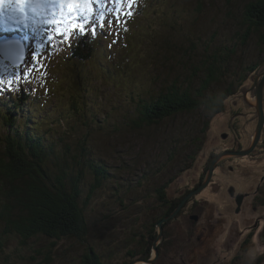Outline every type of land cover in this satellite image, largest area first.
Masks as SVG:
<instances>
[{"label":"rangeland","instance_id":"374dc122","mask_svg":"<svg viewBox=\"0 0 264 264\" xmlns=\"http://www.w3.org/2000/svg\"><path fill=\"white\" fill-rule=\"evenodd\" d=\"M57 2L59 7L41 8L38 10L39 14L29 13L26 30L35 36L31 41L25 40L29 47H27L25 62L12 67L0 58V75L3 76L5 85L9 79L15 80L16 76L22 75L25 68L31 69V75L27 79H20L14 89L4 90L7 94L12 92L10 94L12 99L20 96L23 105L21 113L16 114L14 110L12 111L13 107L9 100V106L5 110H0V139H5L4 135L10 131H17L28 135L30 142L33 140V145L36 143L43 148L46 153L45 158L56 148H59L58 152L62 153L63 143L61 145L57 142L59 140H63L64 143L70 142L76 134H80L77 131V128L81 129V125H78L80 117L71 112L70 103L74 96L84 93L85 100L93 106L91 113H94L93 116L102 123V130H104L102 131L99 127L98 131L94 132L97 137L92 149L95 152L93 156L101 158V164L106 165L105 169L108 170V172L101 170L99 179L102 180L106 175L101 182L108 183L103 187L104 191L99 190L95 193L90 208L86 210L90 216L85 222L88 234L84 235V238L64 239L62 237L50 246L49 239L40 237L30 240L27 246L21 247L19 239L11 237L3 243L1 257L7 259V264H84L82 259L86 251L93 246L97 251V257L104 259L105 264H131V260L134 262L132 264H151L149 261L154 259V256L150 260H142L136 258L135 254L144 246L146 248L149 243L154 242L148 239L147 233L140 232L141 222L149 219V216L157 217L163 212V209L161 212H156L150 207L155 202L175 200L181 201L183 206L188 202H183L185 190L194 192L200 188L206 179L205 174L210 167V161L214 160L222 149L237 145L243 150L249 147L251 139L255 138L257 115L253 78L264 70V45L262 41L260 42V38L264 35V24L249 25L243 22V29L241 28L243 6L249 0L237 4L234 10L237 20L233 22L231 17L226 16L228 10L225 7L228 5L225 0H209L213 4L211 3L212 6L207 11V0L203 2V10L197 8L195 0H134L133 5H136L137 11L130 10L131 16L136 13L135 22L131 23L128 16H122V20L126 19L125 23L118 25L113 23L111 26V34L115 32V36L121 35V45L104 37H89L84 48L88 59L82 61L79 58L69 57L72 46L77 48L76 39L79 35H72L67 40L55 35L54 29L71 31V24L66 19L63 24L50 23L52 20L59 21L62 17L68 16L66 0H57ZM111 6L108 5V7ZM97 13H95L96 16ZM106 18L115 20V16L108 13ZM254 18L261 19L260 16ZM7 25L13 27L11 24ZM181 25L185 31L189 30L187 37L191 40L188 41L186 38L181 40L188 41V48L192 43L199 44L193 40L192 35L199 34L200 26L205 29L202 31V39H208L204 45L216 42V46L226 44L232 47L234 45L236 50L239 48L240 35L252 29L250 34H254L253 36L249 34L250 38L246 44L248 56L244 58L237 53L236 60L232 64L235 73L232 77L234 81L232 93L226 95L219 108L211 109L205 102L207 100L205 92L209 93L208 98L218 97L224 95L227 85L224 82L211 83L204 88L198 105L192 107L190 112L171 114L162 120L164 122L154 126L143 125L135 129H131L130 126L125 132L111 134L115 124L119 128L120 123H130L136 118L133 116L137 114L135 103L139 98L141 101L157 102L161 96L160 93L164 91L162 90L164 85L166 88L174 85L176 91H179L178 86H186L183 79L174 77L175 67L170 69L171 62L174 61L173 57L176 55L171 54V47L174 48L175 41L173 36L178 34L181 36ZM190 25H193L194 29H189ZM34 27L38 29L34 30ZM107 28L110 27L107 26ZM127 31L129 34L126 41L124 36ZM48 35H54L51 44L47 40ZM18 39L19 37H15L13 42H18ZM62 42H64L63 45ZM201 51L198 47L194 49L197 55L203 54ZM34 54L37 55L36 62L33 61ZM254 63L260 66L256 71L251 72L249 65ZM182 69L181 66L179 71H184ZM193 70L194 66L193 68L188 66L185 71L186 76L189 77ZM165 75L166 79L163 81L162 76ZM197 85L202 86L199 79H197ZM29 94L36 97L35 105L30 111L27 109L31 99ZM0 99H2L1 91ZM39 105L43 109L36 111ZM12 115H14L15 124L13 130H10L6 120ZM23 116L29 118L24 119ZM205 119L208 120L207 129L205 133H201L199 127ZM45 136L49 139L47 140ZM42 138L46 140L42 141ZM260 138L263 141L255 146L258 149L250 156L235 157L230 162L226 161L229 157L224 158L223 166L213 170L214 174L207 182L211 184L199 189L196 194L193 193L194 195L188 198L197 202H209L201 205L207 207L205 214L210 217L218 216V212H222V216H229L225 219L224 225L218 224L216 229L214 226V232L218 234V238L220 237L219 240H215L214 250H218L219 245L227 243L225 239L230 240V244L235 241L236 235L233 231L230 233L231 225L236 226L235 231L241 232L242 239L245 236L243 234L248 233L247 227L258 220L255 235L252 237L250 235L252 247L247 248L248 253L244 259L243 252L240 250L237 264H245L244 260L246 264H264V245L259 242L264 230V205H256L257 210H253L255 202L264 204V192L258 194L253 200V192L260 184V178L264 176V146L259 148L261 143L264 145V129ZM100 141L101 146L97 147ZM105 141L113 143L111 151L115 150L117 153L121 151L122 154L115 155L104 148ZM4 145L5 142H0L1 157L4 155ZM179 146L180 148H177ZM173 148L177 150L171 157L170 151ZM239 148L236 147L235 150L238 151ZM194 150L198 152L193 153ZM75 153L73 152V155ZM189 153L196 159L186 168L181 163L189 161L185 159ZM64 154L66 153L63 152ZM131 154L135 157H131ZM53 163L52 157H47L43 161L49 170L53 168ZM229 164L232 165L233 171H228ZM49 173L53 172L50 170ZM115 179H119L125 186L122 189L126 191L123 192L126 196L113 186L112 181ZM171 179L173 180L168 187L166 182ZM165 184L167 186H165L164 199H160L155 194L156 189ZM232 187L235 188V192L231 190ZM2 188L8 189V186L0 180V207L7 200L11 201L14 198V194L10 191H6L4 195ZM230 191L231 194L237 193L235 199L229 196ZM145 193H147L146 196ZM245 193H250V196L245 200L241 213L237 215L233 212L236 207V198L243 199ZM120 197L121 200L117 199ZM228 205L231 208L227 209ZM236 216H238L237 222L231 223ZM138 235L142 236L141 239ZM221 237L224 238L223 241ZM163 246L166 250H160L159 257L162 264H192L194 255L197 258L201 257L192 250L176 254L172 252L171 247L166 244ZM14 249L16 252H13ZM233 253V251H230V254L213 251L212 254L210 249L209 254H204L202 259L205 260V264H213V261L219 258L220 264H224L225 260H230ZM164 254L173 255V257L168 261ZM231 262L233 264V261ZM157 263L158 260L153 264ZM199 263V260L195 262V264ZM0 264L6 263L0 260Z\"/></svg>","mask_w":264,"mask_h":264},{"label":"trees","instance_id":"16d2710c","mask_svg":"<svg viewBox=\"0 0 264 264\" xmlns=\"http://www.w3.org/2000/svg\"><path fill=\"white\" fill-rule=\"evenodd\" d=\"M207 1L206 11L212 6L211 3L213 4V2L210 3L209 0ZM243 1L244 0H225V3L228 5V7H225V9L228 10L226 16L232 18L231 22L237 20L234 10L237 4ZM203 2L204 0H195L198 9L203 10ZM243 7L244 9L240 21L242 29L243 22L249 25L253 23L264 24V0H249ZM136 8L135 5L133 9ZM135 15L136 13L130 18L132 19V23L135 22ZM255 16H260L261 19L256 20L254 18ZM190 28L194 29L193 25H190L189 29ZM203 30H205L204 27L200 26L198 29L199 34L195 33L197 36L192 35L193 40L199 42V44L196 45L192 43L189 48L187 43L191 40H188L187 37L189 35V30L185 31L181 25V36L179 34L178 36H173L175 41L173 43L174 48L171 47V54L172 56L174 53L176 55L173 57L174 61L173 63L171 62L170 69L172 70L175 67L176 73L174 77L183 79L186 86H178L179 91H176L174 90V85L168 86L167 88L164 85L162 88L164 91L160 93L161 96H159L157 102H147L143 100L140 103L139 101L141 98H139L138 103H135L137 117L133 119L124 130H119L117 128L112 130L111 134L115 135L125 132L129 130L130 126L131 129L139 128L143 125L154 126L164 122L162 120L168 118L171 114L190 112L192 107L198 105L199 98L204 88L211 83H227L224 95L218 97L211 96L208 98L209 93L205 92L204 94L206 96L205 99H207L205 102L211 109H217L221 106L226 95L232 93L233 90L234 81L232 77L235 73L232 64L236 60L235 56L237 53H240L244 58L248 56L249 53L248 50H246V44H248L247 40L250 38V35L253 36L254 33L250 34L252 29L246 32L244 31L238 38L240 42L239 48L236 50V46L234 45L232 47L226 44L216 46L214 40V44L204 45L208 39H202ZM98 33V37L102 38L103 35L101 32L98 31ZM128 34L129 31H127L124 36V39L126 37V41ZM262 37L263 38H260V42L262 41V45H264V35ZM87 38H89V35H80V39L76 41L77 48L72 46V58H79L82 61L88 59V55L84 52ZM185 38L188 41L182 42L181 40ZM121 40L120 37V41ZM112 41H115V39ZM63 43L64 42H62V45ZM229 45H231V43ZM196 47H198L199 50L201 49L203 54H195L196 52H194V49ZM181 66L184 71H179ZM188 66H192V68L194 66V70L189 77L186 76L185 72ZM259 66L260 64L256 63L250 64L249 70L251 72L256 71ZM170 74L172 75L171 72ZM185 76L186 79H184ZM165 79L166 75L164 77L162 76V80L165 81ZM197 79L202 82V86L197 85ZM35 102L36 101L33 99L29 100L27 104L28 111L35 105ZM14 105L16 107L13 108L12 111L14 110L16 114L21 113L23 104L20 96L14 101ZM1 109L5 110V108H1L0 106V110ZM42 109L43 108L39 105L36 111H41ZM92 109L93 106L85 100L84 93L72 98L70 110L73 114L76 113L75 115L80 117L78 125H81V132H79L80 134L76 139L74 138L70 142L64 143L63 140L57 142L58 144L63 143V145L61 144L62 153L58 152L59 148H56L48 153V156L46 155L47 157H52L54 160L53 168L50 169L53 172L52 174L49 173V168H46L47 166L43 164V161L47 158L44 156L46 154L44 153V149L36 143L33 145V140L30 142L28 135L17 131H11L15 137H11L9 132L7 139H0V142H5L4 155L3 157L0 156V180L8 186V189L2 188V193L6 195V191H10L14 194L13 201L7 200V202L0 207V220L2 224V228L0 229V252H3V243L11 237L18 238L21 242V247L27 246L30 240L40 237L49 239L51 241L50 246H53L56 242L61 240L62 237H64V239L81 237L82 239L85 237L84 235L88 234V227L86 228L85 222H87V218L90 214L86 213V210L90 208L95 193L99 190L104 191L105 189H103V187L108 183L101 182L106 175L102 180L99 179L101 170L103 172H108V170L105 169L106 165L104 166V164H101V158H99L100 160L98 161V158L93 156L95 152L92 149V144L96 142L94 138V129L99 127L102 129V123L93 116L94 113H91ZM13 116L14 115L9 116L6 120V125L10 130H13L15 124V118H13ZM27 118L29 117H24V119ZM206 124H208L207 119H205L202 126L199 127L201 133H205L207 129ZM45 137L47 140L49 139L47 136ZM43 140L46 139L42 138V141ZM96 146L100 147L101 141L98 142ZM104 148L115 155L121 153V151H119L120 153H117L115 150L114 152L111 151L113 150V143L108 141H105ZM177 148H180V146ZM176 150V148H173V150L170 151L171 157L176 154ZM63 152L66 154L63 155ZM73 152H76L75 155H73ZM195 152H198V150L193 151V153ZM126 153L128 154V152ZM190 153L188 157H185V159H189V161L181 163V165H184L186 168L196 159L191 157ZM195 155L196 154H194V156ZM130 156L135 157L134 154ZM212 161L213 160L210 161V164ZM128 166H130V164H128ZM144 176L147 178L146 175ZM172 180L173 179L166 182L168 187ZM112 183L115 189L120 190L121 193L126 192L122 189V187L125 186L119 179L113 180ZM166 184L156 189L155 194L160 199H164ZM206 187H208V185ZM124 193L123 196H126ZM191 193V191L186 192V194L183 195V200ZM144 195L146 196L147 193ZM117 199L121 200L122 198L120 197ZM191 200L193 199L190 198L186 201ZM174 203L181 204L182 202L175 200ZM176 209L168 213L165 219ZM165 214V210H163L159 215L162 217ZM154 219L155 217L149 216V219L147 218L146 221L141 222L140 232L150 235L151 230L154 229ZM140 232L138 231V234H140ZM138 237L141 239L142 236L138 235ZM91 248H89V251H86L82 262H84V264H105L103 262L104 259L97 257V251L93 246H91ZM13 252H16V249H14ZM0 260H3L6 264L8 263L6 258L1 257V253Z\"/></svg>","mask_w":264,"mask_h":264},{"label":"flooded vegetation","instance_id":"af4514ba","mask_svg":"<svg viewBox=\"0 0 264 264\" xmlns=\"http://www.w3.org/2000/svg\"><path fill=\"white\" fill-rule=\"evenodd\" d=\"M263 141V139L261 140ZM262 145L260 144L259 148ZM239 148V146H232L228 149H222L219 153L223 154L224 152L227 151H233V152H238L242 151V149L239 148L238 151L235 149ZM248 148V147H247ZM258 148H255L253 152H255ZM244 150V149H243ZM252 152V153H253ZM251 153V154H252ZM246 155L244 157L250 156ZM231 156V155H230ZM235 157L238 156H233L232 158L229 157L226 159V161L230 162L233 160ZM240 158V157H238ZM213 160V159H212ZM220 163L217 164L216 168L217 169L219 166H223L224 163V157L219 161ZM229 170L228 171H233L232 165L229 164ZM214 174V172H213ZM206 175V174H205ZM211 183H209L210 185ZM208 185V186H209ZM232 191L235 192V188H231ZM188 192L185 190L183 193L184 195ZM264 192V176L260 178V184L256 186V190L253 192L254 199L257 198L258 194ZM237 193L231 194V191L229 193V196L231 198L235 199V196ZM243 199H241L240 205L236 203V207H234L233 212L235 214H240L242 210V206L247 199V197L250 196V193H245L243 194ZM239 198V197H238ZM237 200V198H236ZM204 203H209V202H197L195 200H191L186 202L178 211L176 216H173L167 220H165V216L172 212L174 209L177 208L178 204H175L174 201H167V202H155L152 208V210L156 212H161L162 209L165 210V215L161 217V215H158L154 219V229L151 230L150 235H148V239L151 241H154L153 244L149 243L148 246L145 248H142V250L137 251L136 258L138 259H147L150 260L152 256H154V259L152 258L151 264L156 262L158 260L157 264H162L161 260L159 261L160 257V250H166L164 248V244H166L168 247H171L172 252L174 253H181L182 251H193L196 254H198L201 257H198L194 255V259L192 260L195 264V262L200 261L199 264H205V260L202 259V257L205 255L209 254V250L211 249L212 254L213 251L217 253L218 252H227L230 254V251H233V255L230 256V260H225L224 264H232L231 261H233V264H237L240 258V250L243 252L242 257L244 259L245 255L248 253L247 248L252 247V242H250V235L251 237L255 235V230L256 226L258 225V220L252 224V226L247 227L248 233H244L243 238L241 239V232L239 230L235 231L237 228L235 225H231L230 227V233L233 231V233L236 235L235 241H232L230 244V240L225 239L227 243H223L222 246L219 245L218 250H214L215 246V240H219L220 237L218 238V234L215 233L216 227L219 225H224L225 219H227L229 216H222V212H218V216L210 217L209 215L205 214V209L207 207H203L201 204ZM159 204V206L157 205ZM261 204L262 206L264 204L259 203V201L254 203L253 210H257V206ZM218 209L219 207H213ZM226 208H231L229 205L226 206ZM237 217L236 216L234 219L233 224L237 222ZM210 219V220H209ZM159 223H162L161 227L158 228ZM215 226V229H214ZM263 233V232H262ZM160 235V236H159ZM221 236V235H220ZM151 238V239H150ZM224 238L221 237V241H223ZM261 240L263 241V235L261 234ZM157 243V244H155ZM214 244V245H213ZM141 247H143V244L141 242ZM165 255V254H164ZM176 256V255H174ZM189 256H192V254H189ZM168 258V261H170V258L173 257L171 256H166ZM226 259V258H225ZM219 258L213 261V264H220ZM130 263H134L132 260ZM244 263L246 264L245 260Z\"/></svg>","mask_w":264,"mask_h":264},{"label":"snow or ice","instance_id":"6c2138e0","mask_svg":"<svg viewBox=\"0 0 264 264\" xmlns=\"http://www.w3.org/2000/svg\"><path fill=\"white\" fill-rule=\"evenodd\" d=\"M134 0H66L67 13L66 18L61 20L50 21L53 25L65 23V19L71 24V31L65 29L64 31H57L54 29L55 35L63 37L65 40L72 35H90L95 37L100 28L105 26L111 27L113 23H123L122 16H131V6ZM93 5L101 9L99 12L100 20H97ZM108 5H112L108 7ZM127 5L128 10L125 11ZM59 7L57 0H0V21L5 17L10 20H15L20 23H26L30 18L29 13L39 14L38 10L41 8ZM106 13L114 15L115 20L106 18ZM76 14V15H72ZM72 21H76L72 23ZM47 40L49 44L54 40V35H48ZM39 48L37 49V52ZM18 59L22 60V53ZM33 61H37V55H33ZM31 75V69L25 68L22 75L16 76L15 80L9 79L7 85L4 84V78L0 75V91L14 89L15 85L19 83L20 79H27Z\"/></svg>","mask_w":264,"mask_h":264},{"label":"bare ground","instance_id":"6f19581e","mask_svg":"<svg viewBox=\"0 0 264 264\" xmlns=\"http://www.w3.org/2000/svg\"><path fill=\"white\" fill-rule=\"evenodd\" d=\"M135 7V5H132L131 6V9H133ZM97 17H99V13H97ZM100 18V17H99ZM126 18V17H125ZM131 18V16L129 17V20H130V22L132 23V19H130ZM5 19V24L3 23V21H0L1 22V24H2V28H1V24H0V48H1V46H3V48H4V50L6 51L7 50V52H5V55L3 54V55H1V56H3V57H5V58H10V56L12 55V54H14V52L16 51V49L14 48V46H13V44H14V42H13V40L15 39V37H19V36H24V37H26L27 38V40L28 41H31L32 39H33V35H32V37H31V33H29L28 31H26V23H20V22H18V21H15V20H10V19H8L7 17H5L4 18ZM124 23L126 22V19L125 20H122ZM7 24H11L13 27H11L10 28V25H7ZM118 25V24H117ZM3 26L5 27V28H3ZM119 28V27H118ZM38 28L37 27H35V30H37ZM98 31H100L101 32V34L103 35V37L104 38H110L111 36H113L112 38L113 39H115V42L117 43V44H119V45H121V43H122V41H120V36H115V32L113 33V34H111L112 32V27H110V28H107V26H105V27H103V28H100ZM118 33V32H117ZM99 34V33H98ZM121 34V33H120ZM89 37L90 38H96V37H98V35H96L95 37H93V36H90L89 35ZM116 37H118V38H116ZM7 38H9V40H7ZM80 39V35H79V37H77V39H76V41H78ZM21 40L20 39H18V42H15V43H19ZM39 44H42V43H39ZM24 46L25 47H28V45L27 44H25L24 43ZM29 48V47H28ZM2 51V49H0V52ZM15 54H16V52H15ZM25 55H27V53H24ZM69 54V53H68ZM70 58H72V56H71V54H70V56H69ZM76 60V59H75ZM11 64H12V66L13 67H15L14 66V63L11 61ZM107 77V76H106ZM2 93H4L3 95H2ZM10 94H12V92H10V93H5L4 92V90H2L1 91V96H2V98H5V99H7L8 101H9V99H10V101H11V104L13 105V108H15L16 106L14 105V101L17 99V98H15V99H12V97L10 96ZM15 94L17 95V92H15ZM33 95V94H32ZM29 96H30V94H29ZM30 98L31 99H33V100H35L36 99V97H32V96H30ZM9 101V102H10ZM71 102H72V100H71ZM137 103H138V101H137ZM140 103H141V100H140ZM47 114H49V112H47ZM247 115V114H246ZM133 117H137V114L135 115L134 114V116ZM38 121H40V120H38ZM49 125V124H48ZM127 125H129V122L128 123H126V122H123V123H120V127L118 128L117 127V124H115L114 125V127H113V129L112 130H114V129H119V130H124V128H126L127 127ZM102 130V129H101ZM77 131L78 132H81V129L79 130V128H77ZM95 131H98V128H97V130H94V132ZM102 131H104V130H102ZM15 132V131H14ZM8 134L9 133H6L5 135H4V137H6V139H7V137H8ZM12 133H11V131H10V136L11 137H15V136H12L11 135ZM77 136H79V134H76V137H75V139L77 138ZM96 137H97V135H94V138H95V140H96ZM260 141H261V138L259 139V140H257L256 141V144L255 145H253L254 144V142H255V139L254 138H252L251 139V144H249V147L248 148H246V149H244V150H242V151H245V150H247V149H250V150H252L250 153H248V155L249 154H251L252 152H253V149H255V147H253V146H256L257 144H259L260 143ZM92 146H94V144H92ZM3 151H5L4 149H3ZM1 152V151H0ZM228 152H230V151H227V152H224L222 155L221 154H219L218 156H216V157H218V160H217V162H215V165H214V168H216V166H217V163L224 157V158H226V157H233V156H235V155H229V154H227ZM238 152H241V151H238ZM231 154H235L236 152H230ZM244 156H246V155H244ZM244 156H242V157H244ZM216 157H215V159H216ZM238 157H240V156H238ZM99 158V157H98ZM214 159V160H215ZM213 160V161H214ZM111 161V160H110ZM213 161L211 162V164L209 165V166H212V164H213ZM116 162V161H115ZM209 168L210 167H208V169H207V171H206V175L207 176H209V172H210V170H209ZM214 168H213V170H214ZM212 174H213V171H212V173H211V175H210V177L212 178ZM207 176H206V178H207ZM211 178H210V180H211ZM206 180V179H205ZM205 182V181H204ZM142 183V182H141ZM140 183V184H141ZM207 185H209L208 183H206V185L204 186V187H206ZM138 186V185H137ZM141 186H143V185H141ZM127 187V186H126ZM144 187V186H143ZM204 187H201V188H199V189H203ZM137 188V187H136ZM195 194L196 193V190L194 191V192H192L190 195H192V194ZM193 194V195H194ZM190 195L185 199V201L190 197ZM236 203H238L237 201H236ZM181 206H182V203L180 204ZM179 205V206H180ZM180 206V207H181ZM180 207H178L177 209L179 210L180 209ZM176 209V210H177ZM176 210L169 216V217H167L165 220H167V219H169V218H171V217H173V216H175V214H176ZM177 210V211H178ZM161 225H162V223H159V225H158V228H160L161 227ZM261 237V236H260ZM70 250V249H69Z\"/></svg>","mask_w":264,"mask_h":264},{"label":"water","instance_id":"95a60500","mask_svg":"<svg viewBox=\"0 0 264 264\" xmlns=\"http://www.w3.org/2000/svg\"><path fill=\"white\" fill-rule=\"evenodd\" d=\"M0 49H2V52L5 55L4 48L1 47ZM23 57H24V54L22 55V59H23ZM263 65H264V63H263ZM253 81H254V88L256 89V104H255V108H256V115H257L256 133H255V138H254L255 142L253 144V145H255L256 141L260 139L261 132L264 129V109H263V103H264V100H263L264 70H262V72H260V74L256 75L253 78ZM253 147H255V146H253ZM251 151L252 150L247 149L245 151L236 152L235 154H231L230 152H228L227 154L235 155V156H244V155H248V153H250ZM217 160H218V157H216V159L213 161L212 166H210V168H209V170H210L209 176H207L205 182L200 186V188L204 187L206 185V183L210 180V178H211L210 175H211V173L213 171L215 162H217ZM198 190H196V193L198 192ZM183 202H185V200ZM237 202H238L237 204L240 205V202H241V198L240 197L237 199ZM177 210H176V212H177ZM262 235H263V241L261 240V237H260V241L259 242L264 245V230H263ZM149 262H151V261H149Z\"/></svg>","mask_w":264,"mask_h":264}]
</instances>
